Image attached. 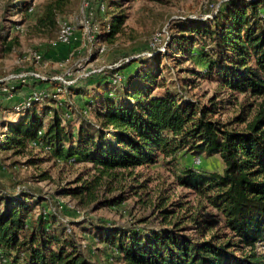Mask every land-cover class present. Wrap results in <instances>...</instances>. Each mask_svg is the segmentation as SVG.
I'll return each instance as SVG.
<instances>
[{"label": "trees", "instance_id": "trees-1", "mask_svg": "<svg viewBox=\"0 0 264 264\" xmlns=\"http://www.w3.org/2000/svg\"><path fill=\"white\" fill-rule=\"evenodd\" d=\"M127 1L107 0L103 41L113 43L122 35L129 20ZM68 3H49L39 25L55 27ZM7 8L28 14L33 2L14 0ZM1 40L5 54L19 44L17 37ZM170 43L177 68L190 75L181 78L185 86L203 77L232 94L264 100V0H224L209 16L177 20ZM140 58L145 60L140 56L99 76L94 96L76 83L66 92L75 95L74 102L58 107L49 99L19 113L17 121L4 124L0 155L27 156L41 148L66 163H90L95 181L61 196L96 208L118 203L95 196L103 178L131 175L162 160L201 209L214 211L208 219L195 220L187 232L177 223L157 230L91 223L80 224V231L111 248L124 264H264V104L252 120L242 113L225 124L215 99L201 106L181 88L166 86L160 60L153 65ZM185 63L194 68H182ZM189 155L219 156L223 172L178 166ZM21 192L8 194L0 186V264H91L77 233L59 220L54 200L60 195L44 198L30 188ZM45 199L47 206L35 215Z\"/></svg>", "mask_w": 264, "mask_h": 264}, {"label": "rangeland", "instance_id": "rangeland-1", "mask_svg": "<svg viewBox=\"0 0 264 264\" xmlns=\"http://www.w3.org/2000/svg\"><path fill=\"white\" fill-rule=\"evenodd\" d=\"M31 1L33 10L28 14H20L16 9L7 11V5L14 0H0V36L5 37V40L17 37L19 41L9 54L3 53L0 47V138H4L7 132L4 124L18 120L19 115L13 111V106L21 102L27 93L38 90L50 94L51 97L44 95V101L55 100L52 97L56 95L54 85L44 86L43 82L28 78L21 83L19 80L14 82L9 79L10 76L36 71L53 77L71 70L76 80L74 84H79L81 89L94 96L99 76L104 74L106 77L110 67L123 68L129 60H136L140 56L145 58L140 60L153 65L160 60L165 67L163 76L166 86L174 90L181 88L184 95L201 106L215 99V102L220 103L218 117L225 124L232 123L242 113L252 120L259 106L264 104V100L232 94L203 77L196 79L191 87L185 86L181 78L190 75L178 69L175 58L171 57L170 39L176 21L191 16H209L224 0H129L124 7L129 20L122 35L113 43L103 41L100 35L107 0H69L66 10L57 14L55 27H41L38 23V18L43 17L46 6L53 0ZM100 7L102 12L99 11ZM65 20L75 26V39L69 47L57 42L59 24ZM103 45L106 51L103 54L95 53L96 48ZM91 46L93 56L90 57ZM35 51L44 56L40 64L30 59ZM169 67L173 68L172 71H169ZM181 67H188V70L194 68L191 63ZM195 70L201 69L196 67ZM5 88L9 89L10 94L4 93ZM65 95L67 102H74L75 95ZM232 127L242 130L244 125L234 124ZM31 151L27 156L14 157L10 153L0 155L1 188L8 194H21V191L30 188L41 191L44 198L60 195L54 200L59 204V220L66 224L68 231L77 233L81 250L91 264H124L111 248L97 243L80 231L91 227V223L154 230L172 227L177 223L187 232L186 227L192 228L191 224L195 220L208 219L214 212L212 209H201L198 199L176 183L172 171L174 168L165 166L162 160L151 167L136 169L131 175L123 173L115 178H103L94 190L95 196L99 202L112 199L117 204L97 208L94 204L84 205L78 199L61 196V192L94 182L97 172L92 165L84 162L66 163L41 148ZM178 166H192L218 173L224 169L219 156H182ZM46 202L45 199L35 215L42 211ZM60 206L68 209L62 210Z\"/></svg>", "mask_w": 264, "mask_h": 264}, {"label": "built area", "instance_id": "built-area-1", "mask_svg": "<svg viewBox=\"0 0 264 264\" xmlns=\"http://www.w3.org/2000/svg\"><path fill=\"white\" fill-rule=\"evenodd\" d=\"M83 23H84V21L81 22V24H83ZM84 28L86 30H88V27L84 26ZM74 39H75V26L67 20L60 22L57 42L61 45L68 46V45H71L73 43ZM89 39L92 41V38L89 37ZM89 51H90V53H89L90 57L93 56L92 46L89 48ZM105 51H106V48L103 45V46H99L98 48H96L95 53L103 54ZM30 59H33V60H35L36 63L40 64L43 62L44 56L40 52L35 51L30 56ZM110 69H111V67H110ZM73 77H74V72L71 70H67L64 74L53 76V77L46 76L43 73H38L36 71H33L29 74L13 75V76H10L9 79H12L15 82L18 80L24 81L28 78V79H31L35 82H43V83L54 82V83H56L57 87H56V90H54V91L56 92L57 97L55 95L52 98L55 99L57 106L60 107V106H62V104L65 101V94L67 92V88L70 87L71 85H74V83L76 81ZM121 79H122V76L119 73H117V79L116 80H121ZM0 81H2V80H0ZM11 87L15 88L13 85ZM4 93L10 94L9 89L5 88ZM44 95L51 97L50 94H46V93L38 91V90L30 91L23 98V100L21 102H19L15 106H13L14 107L13 111L17 114L27 111L35 103L44 102V99H45ZM35 145H36V143H35ZM36 146H38V144ZM48 150H49V148H48Z\"/></svg>", "mask_w": 264, "mask_h": 264}, {"label": "crops", "instance_id": "crops-1", "mask_svg": "<svg viewBox=\"0 0 264 264\" xmlns=\"http://www.w3.org/2000/svg\"><path fill=\"white\" fill-rule=\"evenodd\" d=\"M43 85H44V86H48V84H46V83H43ZM27 94H28V93H27ZM27 94H26V95H27ZM26 95H25V96H26ZM25 96H24V97H25ZM24 97H23V98H24Z\"/></svg>", "mask_w": 264, "mask_h": 264}]
</instances>
